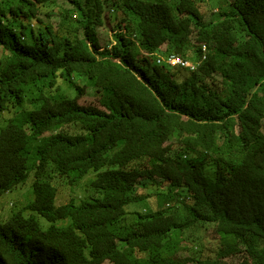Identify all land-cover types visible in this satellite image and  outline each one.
<instances>
[{
  "label": "trees",
  "instance_id": "16d2710c",
  "mask_svg": "<svg viewBox=\"0 0 264 264\" xmlns=\"http://www.w3.org/2000/svg\"><path fill=\"white\" fill-rule=\"evenodd\" d=\"M31 175L0 264H264V0H1L0 197Z\"/></svg>",
  "mask_w": 264,
  "mask_h": 264
},
{
  "label": "rangeland",
  "instance_id": "374dc122",
  "mask_svg": "<svg viewBox=\"0 0 264 264\" xmlns=\"http://www.w3.org/2000/svg\"><path fill=\"white\" fill-rule=\"evenodd\" d=\"M1 1V0H0ZM111 13H114V11H111ZM156 58V57H155ZM68 84H64V88H67ZM94 91L91 89H88L86 91V94L80 99L81 104H92L95 102L94 97ZM75 130L74 128L70 129V131L73 132ZM211 176H213V171L208 168L207 171ZM94 176H92L93 178ZM89 178H86L85 181L81 182L80 184L70 188L61 186L60 191L61 194L59 196V202L58 204H64L68 203L72 200L73 197L79 198L80 196H84V185L87 183ZM72 189H76L75 192H71ZM157 186L155 184L149 183L147 186V189H143L141 186V189L139 188V191L143 194H147L149 196H153L156 193ZM34 191H33V175L29 177L26 183L23 185L18 186L15 188L11 193L1 196L0 197V219L1 220H7L10 218V216L18 211H21L26 205H29L34 200ZM150 206H153V204L150 202ZM146 209V206H144V209ZM143 210L139 209H132L129 210L131 214L128 217V221H131L132 218L135 216L136 212H143ZM38 220L41 225V230H46L51 225V222L48 221L44 217H39ZM58 225L66 226L68 223H57ZM211 240H213L216 237V234L213 232H210L208 235Z\"/></svg>",
  "mask_w": 264,
  "mask_h": 264
},
{
  "label": "built area",
  "instance_id": "2783aa9c",
  "mask_svg": "<svg viewBox=\"0 0 264 264\" xmlns=\"http://www.w3.org/2000/svg\"><path fill=\"white\" fill-rule=\"evenodd\" d=\"M163 62L171 66H183L184 68H189L192 70H195L197 68L195 64L189 63L184 58H180L178 56H170L169 58H166V59L159 57L158 64H162Z\"/></svg>",
  "mask_w": 264,
  "mask_h": 264
}]
</instances>
